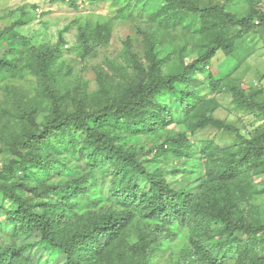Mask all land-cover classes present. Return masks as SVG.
Here are the masks:
<instances>
[{
	"label": "trees",
	"instance_id": "obj_1",
	"mask_svg": "<svg viewBox=\"0 0 264 264\" xmlns=\"http://www.w3.org/2000/svg\"><path fill=\"white\" fill-rule=\"evenodd\" d=\"M50 1L79 8L78 0ZM81 1L124 2L117 9L123 13L144 0ZM161 1L152 13L129 9L127 14L154 26L146 62L129 63L135 79L129 76L120 94L91 107L61 108L53 89L52 67L69 26L57 44L38 47L14 31L19 22L0 29V88L8 91L13 80L34 75L39 95L46 92L52 102L49 111L21 112L19 128L0 144V264H154L153 257L180 231L185 239L171 251L176 264H264V224L258 215L264 207V133L245 139L215 117L210 100L203 102L195 90L194 76L217 52L231 53L238 41L264 27L263 0H246L241 14L217 0ZM76 27L82 57L104 47L113 32L109 21L99 19L86 18ZM183 28L188 43L181 49L157 38ZM174 54L179 63L164 72ZM228 76L211 79V90ZM229 90L236 106L264 114V103L254 94H245L235 82ZM165 91L176 97L191 134L212 127L235 133L240 142L194 141L185 131L160 134L171 115L157 99ZM5 114L0 106V129ZM139 133L163 135V153L194 160L188 180L147 169L145 153L127 146ZM82 157L84 167L75 168L74 179L63 174L71 172L70 165L56 168L62 160ZM4 224L12 226L10 235Z\"/></svg>",
	"mask_w": 264,
	"mask_h": 264
},
{
	"label": "rangeland",
	"instance_id": "obj_2",
	"mask_svg": "<svg viewBox=\"0 0 264 264\" xmlns=\"http://www.w3.org/2000/svg\"><path fill=\"white\" fill-rule=\"evenodd\" d=\"M217 1L237 14L245 12L248 8L246 0ZM78 3L79 8L74 9L66 3L50 0H0V29L10 23L19 22L14 31L24 35L27 43L33 46L57 44L60 31L69 26V29L63 32L64 42L58 44L60 57L58 63L53 64L51 74L54 81L53 89L60 96L58 104L64 109L97 105L113 93L120 94L130 82L129 76L135 79L129 63L135 59L146 62L143 54L148 48L149 36L153 33L154 26L146 20L139 19L142 16L138 14L130 16L127 13L132 7H136L143 14L152 13L160 8L162 1H134L123 13H119L117 9L124 2L113 4L110 1H101L94 4L78 0ZM261 9L264 10V0L261 2ZM86 18L109 21L113 32L104 47L89 56L82 57L77 49L76 26ZM185 31V28L181 31L171 29L167 33H160L157 38L169 42L175 50L181 49L188 43V39L183 34ZM190 44L195 48V41H191ZM160 50L164 51L165 48ZM178 63L179 56L171 55L162 69L167 72L171 65ZM220 75L229 76L218 84L215 91H212L209 81L219 78ZM194 76L197 80L195 90L200 91L203 102L210 100L207 106L212 108L215 117L235 127L238 134L245 139L264 133V114L258 110H245L236 106L232 92L229 90V85L235 82L245 94H254L257 101L264 103V27L238 41L231 53L217 52L208 67L197 70ZM13 81L15 86L10 90L0 88V106L6 108V116L1 121L3 128L0 129V144L11 136L13 129L19 128L21 112L29 111L27 108L38 111L52 109V102L49 101L46 92H43L44 94L41 92L42 95H39L41 90L34 75L28 74L25 79ZM177 88L182 89L183 85H177ZM157 99L171 113L170 122L160 134L173 135L185 131L194 141L215 138L229 144L240 142L241 139L235 133L219 131L212 127L191 134L174 94L165 91L157 96ZM160 134L139 133L128 140L127 146L139 148L145 153L144 165L150 171H162L167 179L188 180L189 169L195 161L179 159L172 154L163 153L166 147L162 148L164 136ZM57 159H62V156H58ZM61 163L68 164L72 168L71 172H63L66 180L74 179L77 176L75 170L83 169L85 164L84 157L78 161L62 160L57 163V169L64 167ZM60 177L55 176V181H59ZM108 182L107 178L105 184ZM258 215L264 224V207L260 208ZM3 232L10 235L12 226L4 224ZM184 239L185 233L180 231L171 240L168 248L153 257V263L176 264L171 251L178 250L180 242Z\"/></svg>",
	"mask_w": 264,
	"mask_h": 264
}]
</instances>
